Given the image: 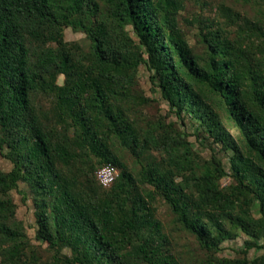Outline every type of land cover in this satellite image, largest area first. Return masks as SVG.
Segmentation results:
<instances>
[{"label": "trees", "instance_id": "16d2710c", "mask_svg": "<svg viewBox=\"0 0 264 264\" xmlns=\"http://www.w3.org/2000/svg\"><path fill=\"white\" fill-rule=\"evenodd\" d=\"M182 8L180 0H0V147L12 164L0 171V264H188L157 217V197L208 264H264V21L222 5L219 20L199 22L191 47L178 27ZM65 28L86 36V51L64 40ZM140 65L171 114L195 119L230 152L229 172L200 157L175 122L143 119ZM42 98L47 110L36 105ZM121 147L136 162L149 151L158 159L135 176ZM106 165L118 169L109 188L96 178ZM18 182L31 194L46 259L16 220L9 192ZM239 232L245 251L262 254L214 257Z\"/></svg>", "mask_w": 264, "mask_h": 264}, {"label": "rangeland", "instance_id": "374dc122", "mask_svg": "<svg viewBox=\"0 0 264 264\" xmlns=\"http://www.w3.org/2000/svg\"><path fill=\"white\" fill-rule=\"evenodd\" d=\"M183 8L178 13V27L183 31L186 40L191 47L197 45V30L199 22H205V25H212L213 22L219 20L218 8L222 5L232 8L239 13L242 18L254 21L260 18L264 21V4L260 0H180ZM126 30H129L130 35L133 36L132 27L127 23ZM64 40L67 42L78 43L81 48L86 51L89 46V41L81 32H75L71 28H65ZM151 71L144 65H140L137 73V89L140 94L148 99L149 103L142 109L143 119L156 120L165 118V122H175L177 130L183 133L186 140L192 144L193 150L206 161L215 158L226 172H229V157L230 152L224 150L219 143H213L209 134L204 127L186 114H181L176 117L169 112L166 101L161 98L157 87L153 86L150 79ZM63 77L58 78V82L62 83ZM39 108L47 110L49 102L45 99H39L36 104ZM123 151L125 162L129 169L135 176L145 166L144 163L158 159V155L153 151H149L140 162H136L128 151ZM12 164L7 158V148L0 147V171L7 173L11 170ZM230 183V178L225 177L221 179V185L226 186ZM146 188H151L146 186ZM10 197L15 205V217L18 222H21L24 227V233L30 243V247L35 248L43 258H48L50 252L46 245H39L35 240L37 225L34 216V208L31 194L26 184L18 182L17 186L10 190ZM157 217L162 222L165 231L167 232L172 248L176 253L182 257L188 264H208L212 262L208 254L202 250L196 239L190 234L181 231L178 227L172 224V217L168 206L157 197ZM256 214V211H254ZM257 215V214H256ZM255 215V216H256ZM248 237L239 232L234 238L224 242L221 250L214 255L217 259L234 260L237 258L246 257L252 260L259 257L263 250L252 247L245 251V242ZM258 245L262 241H257ZM62 254L70 256L68 249L62 250Z\"/></svg>", "mask_w": 264, "mask_h": 264}, {"label": "built area", "instance_id": "2783aa9c", "mask_svg": "<svg viewBox=\"0 0 264 264\" xmlns=\"http://www.w3.org/2000/svg\"><path fill=\"white\" fill-rule=\"evenodd\" d=\"M118 176V169L113 165H106L97 170L96 178L104 188H109Z\"/></svg>", "mask_w": 264, "mask_h": 264}]
</instances>
